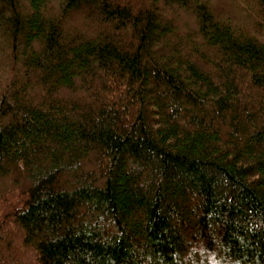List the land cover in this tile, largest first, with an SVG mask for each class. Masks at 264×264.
Here are the masks:
<instances>
[{"label": "trees", "instance_id": "trees-1", "mask_svg": "<svg viewBox=\"0 0 264 264\" xmlns=\"http://www.w3.org/2000/svg\"><path fill=\"white\" fill-rule=\"evenodd\" d=\"M0 264H264V0H0Z\"/></svg>", "mask_w": 264, "mask_h": 264}, {"label": "rangeland", "instance_id": "rangeland-1", "mask_svg": "<svg viewBox=\"0 0 264 264\" xmlns=\"http://www.w3.org/2000/svg\"><path fill=\"white\" fill-rule=\"evenodd\" d=\"M231 1V0H230Z\"/></svg>", "mask_w": 264, "mask_h": 264}]
</instances>
